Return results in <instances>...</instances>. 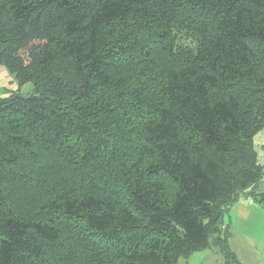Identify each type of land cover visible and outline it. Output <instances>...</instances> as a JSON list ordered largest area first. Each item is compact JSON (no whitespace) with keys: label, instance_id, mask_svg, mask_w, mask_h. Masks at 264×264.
I'll use <instances>...</instances> for the list:
<instances>
[{"label":"trees","instance_id":"obj_1","mask_svg":"<svg viewBox=\"0 0 264 264\" xmlns=\"http://www.w3.org/2000/svg\"><path fill=\"white\" fill-rule=\"evenodd\" d=\"M0 264H239L264 203V0H0Z\"/></svg>","mask_w":264,"mask_h":264},{"label":"rangeland","instance_id":"obj_2","mask_svg":"<svg viewBox=\"0 0 264 264\" xmlns=\"http://www.w3.org/2000/svg\"><path fill=\"white\" fill-rule=\"evenodd\" d=\"M32 85L20 86L15 76L0 65V96L13 92L29 94ZM255 147L261 163H264V130L255 137ZM264 191V177L260 183ZM223 223L230 230L229 246L235 253L239 264H264V203L259 204L252 197L242 195L228 212ZM179 264H233L213 248H206L181 257ZM236 264V263H235Z\"/></svg>","mask_w":264,"mask_h":264}]
</instances>
